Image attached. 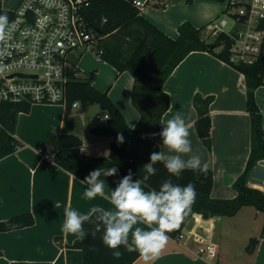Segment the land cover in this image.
I'll return each mask as SVG.
<instances>
[{
  "label": "crops",
  "instance_id": "crops-1",
  "mask_svg": "<svg viewBox=\"0 0 264 264\" xmlns=\"http://www.w3.org/2000/svg\"><path fill=\"white\" fill-rule=\"evenodd\" d=\"M138 1L145 2L140 8L142 17L172 39L179 37L182 24L200 29L227 9L226 0H193L192 3L187 0ZM235 28L236 25L230 23L229 29ZM92 52L93 49L89 48L79 53V74L82 73L85 76L82 78L89 80L96 89L107 92L129 127L134 129L140 114L132 104L133 76L127 71L119 72ZM163 91L169 96L170 108L163 115L162 122L179 111L191 125L189 139L193 154L199 155L202 165L207 164L213 173L211 197L235 198L237 192L233 184L245 170L251 151V117L246 109L245 76L212 53L194 51L174 69ZM196 95L214 99L210 105V149L195 126L198 116L194 107ZM255 99L264 116V85L257 88ZM104 113L99 105L80 104L68 109L62 104H33L29 112L19 114L14 136L21 146L0 160V221L32 213L35 223L0 232V264H83L82 251L69 247L77 236L62 230L64 208L71 207L83 214L93 206L107 209L111 205L102 197L87 200L84 197L86 185L81 179L62 168H52L53 163L38 151L43 149L53 154L47 147L48 137L50 133L58 132L78 136L83 142L81 152L84 155L108 156L112 139L91 131L106 124L108 119H97ZM150 139L159 151L167 152L166 148L160 149L158 135ZM112 167L116 166L108 168ZM116 168L118 175L101 176L105 180L106 196L122 178ZM248 185L264 192V160L258 161L252 169ZM240 214L243 217L235 219ZM263 214L246 206L233 217L207 219L205 233L216 245L211 260L196 256L199 244L195 240L184 247L169 236L165 250L151 264H264V238L260 239L253 253L245 251L249 239L259 238L262 234ZM225 218L234 219L228 221ZM133 264L145 262L139 257Z\"/></svg>",
  "mask_w": 264,
  "mask_h": 264
},
{
  "label": "trees",
  "instance_id": "trees-1",
  "mask_svg": "<svg viewBox=\"0 0 264 264\" xmlns=\"http://www.w3.org/2000/svg\"><path fill=\"white\" fill-rule=\"evenodd\" d=\"M85 10L87 21L98 31L96 49L100 56L119 72H129L134 78L132 104L140 114L138 125L132 129L124 115L112 102L107 92L96 89L89 80L79 77L78 58L72 61L68 70L69 81L66 85L68 109L74 102L82 106L99 105L108 113L109 118L104 126L93 128L94 134L111 138L110 154L106 157H92L81 152L82 140L72 134L58 132L50 133L48 149L53 153L52 168H62L83 180L90 171L98 168L116 166L123 177L129 170L133 179H142L145 175L143 165L149 162L150 154L159 151V147L151 141L149 134L159 132L162 128V117L170 108L169 96L163 91V86L178 64L191 52L207 51L228 63L245 76L246 109L251 117V151L243 173L233 184L237 195L233 199H215L211 197L213 189V173L211 169L204 175L185 170L177 179L170 177L162 163H157V174L143 183L146 191L159 189L160 184L171 178L174 183L186 185L195 184L197 198L193 206V214L201 215L205 220L215 217H233L246 206H252L264 213V192L248 185V177L258 161L264 160V116L260 111L255 92L264 85V54L253 63L234 64L230 62L228 51L231 39L225 33L211 39L202 34L203 28L196 29L188 23L179 27V37L172 39L158 27L141 15V10L133 0H88ZM225 1V0H217ZM192 3L193 0H187ZM12 13L1 10L0 15ZM264 28V21L261 22ZM213 97H194V107L197 111L195 126L197 131L203 130L210 134L212 120L210 105ZM28 103L0 102V160L15 153L21 146L16 139L15 130L18 116L21 112H29ZM122 134L123 142L117 141ZM211 148L209 137L204 139ZM190 214L182 222L184 225L193 215ZM35 218L32 213L13 216L6 221H0V232L32 226ZM85 225V228H90ZM178 231L168 235L175 238ZM102 233L95 237L91 235L85 240H77L71 248L80 249L83 253V264H133L140 256L136 251L120 249L124 254L117 260L112 252L104 246ZM264 238V225L261 236L251 237L245 248L247 253H253Z\"/></svg>",
  "mask_w": 264,
  "mask_h": 264
},
{
  "label": "built area",
  "instance_id": "built-area-1",
  "mask_svg": "<svg viewBox=\"0 0 264 264\" xmlns=\"http://www.w3.org/2000/svg\"><path fill=\"white\" fill-rule=\"evenodd\" d=\"M5 38L0 39V102L62 104L68 108L66 85L71 58L79 50L98 42V31L87 21L88 0H20L13 10ZM141 8L145 2L133 0ZM227 9L211 19L203 31L209 36L225 33L231 39L230 62L253 63L264 54V0H226ZM230 23L236 25L229 29ZM100 55L101 51L96 50ZM74 102L71 108L79 106ZM108 113L97 119H108ZM1 126V125H0ZM54 163L53 154L38 151ZM206 220L193 214L184 225L175 228L174 238L187 247L191 240L199 246L196 256L211 260L216 252L212 238L206 235Z\"/></svg>",
  "mask_w": 264,
  "mask_h": 264
},
{
  "label": "clouds",
  "instance_id": "clouds-1",
  "mask_svg": "<svg viewBox=\"0 0 264 264\" xmlns=\"http://www.w3.org/2000/svg\"><path fill=\"white\" fill-rule=\"evenodd\" d=\"M9 28L7 15H0V39L5 38V30ZM158 133L149 134V138L160 137V149L153 151L149 162L142 169L145 175L142 179H133L131 170L115 182V188L105 194V180L101 176L118 175L116 167L98 168L89 172L81 180L86 185L84 197L95 200L102 197L109 200L110 208L93 206L86 213H80L71 207L64 208L62 230L70 233L81 241L89 235L95 237L102 233L101 240L112 256L119 260L123 256L120 250L136 251L145 264L157 260L165 250L169 235L173 229L190 214L197 198L195 184L186 185L174 183L171 178L164 180L159 189L146 191L143 183L157 174V163H162L170 177L179 179L185 170L204 175L208 171L207 164L201 162L199 155L193 154L192 142L189 139L191 127L186 123L182 113L162 122ZM118 142H123L122 134L117 136ZM90 225V228H85ZM131 238V243H130ZM134 246V247H133Z\"/></svg>",
  "mask_w": 264,
  "mask_h": 264
},
{
  "label": "rangeland",
  "instance_id": "rangeland-1",
  "mask_svg": "<svg viewBox=\"0 0 264 264\" xmlns=\"http://www.w3.org/2000/svg\"><path fill=\"white\" fill-rule=\"evenodd\" d=\"M17 1L18 0H2V4H3V6L5 7V8H7V9H10V10H13V9H15L16 8V3H17ZM169 3V2H168ZM167 3V4H168ZM202 34H204V35H207L206 33H205V31H203L202 32ZM211 37V39H213L214 38V36H210ZM96 47H97V44H95L92 48H90V49H93V55L94 56H96L97 55V53H96ZM80 52H82V50H79V51H77L75 54L76 55H78L79 56V53ZM99 55V54H98ZM78 56H77V58H78ZM75 58H71V60L73 61ZM79 76L80 77H85L82 73H80L79 74ZM252 209H253V211H256L255 210V208L254 207H252ZM264 215V214H263ZM238 218H235V219H241L242 217H243V214H240L239 216H237ZM252 217L250 216V219H251ZM226 220H228V221H233V220H229V219H234V218H225Z\"/></svg>",
  "mask_w": 264,
  "mask_h": 264
},
{
  "label": "water",
  "instance_id": "water-1",
  "mask_svg": "<svg viewBox=\"0 0 264 264\" xmlns=\"http://www.w3.org/2000/svg\"><path fill=\"white\" fill-rule=\"evenodd\" d=\"M199 136L201 138H207L209 136V134L207 132L203 131V130H200L199 131Z\"/></svg>",
  "mask_w": 264,
  "mask_h": 264
}]
</instances>
